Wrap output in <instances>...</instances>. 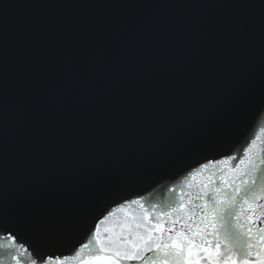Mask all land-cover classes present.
I'll return each instance as SVG.
<instances>
[{
    "label": "water",
    "instance_id": "obj_1",
    "mask_svg": "<svg viewBox=\"0 0 264 264\" xmlns=\"http://www.w3.org/2000/svg\"><path fill=\"white\" fill-rule=\"evenodd\" d=\"M253 140L264 0H0V241L75 256L113 201L188 192Z\"/></svg>",
    "mask_w": 264,
    "mask_h": 264
},
{
    "label": "snow or ice",
    "instance_id": "obj_2",
    "mask_svg": "<svg viewBox=\"0 0 264 264\" xmlns=\"http://www.w3.org/2000/svg\"><path fill=\"white\" fill-rule=\"evenodd\" d=\"M255 143L200 164L185 180L188 192L169 188L168 200L147 206L142 196L113 201L75 256L33 255L8 233L0 264H23L25 255L31 264H67L86 249L81 264H264V156L252 153ZM210 165L216 171L194 184Z\"/></svg>",
    "mask_w": 264,
    "mask_h": 264
}]
</instances>
